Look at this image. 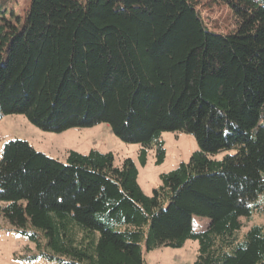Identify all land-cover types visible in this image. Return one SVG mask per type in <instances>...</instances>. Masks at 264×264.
<instances>
[{
  "label": "trees",
  "instance_id": "trees-1",
  "mask_svg": "<svg viewBox=\"0 0 264 264\" xmlns=\"http://www.w3.org/2000/svg\"><path fill=\"white\" fill-rule=\"evenodd\" d=\"M12 1L0 0V120L55 134L105 124L140 146L142 167L151 149L164 162L166 132L198 150L147 196L130 158L60 162L10 140L0 218L57 264H146L187 240L193 264H264V227L241 222L264 196V0H27L8 18ZM214 6L224 32L202 17ZM193 216L207 226L194 231Z\"/></svg>",
  "mask_w": 264,
  "mask_h": 264
},
{
  "label": "rangeland",
  "instance_id": "rangeland-1",
  "mask_svg": "<svg viewBox=\"0 0 264 264\" xmlns=\"http://www.w3.org/2000/svg\"><path fill=\"white\" fill-rule=\"evenodd\" d=\"M26 4L27 0H13L6 16L10 18V12L15 16L22 15ZM200 9L202 17L210 28L216 32L229 29L230 20L224 7L214 6ZM10 140L25 141L36 151L60 162H65L69 151L87 154L92 149L102 153H112L116 165H120L125 158H130L138 170V185L147 196H150L152 190L160 185V174L172 171L181 162H187L192 153L198 150L193 136L181 132H166L161 135L165 150L164 162L156 166L155 152L151 149L148 151L146 164L142 167L137 159L140 146L120 141L105 124L91 128L70 129L55 134L39 130L21 115L5 116L0 120V155L3 145ZM225 154L226 152H222L213 158L218 160ZM241 222L242 231L253 225L264 227V196L258 197L257 207L251 205L249 219L241 218ZM207 224L208 219L206 218L192 217L194 231L203 230ZM197 247V242L192 240H187L178 249L159 247L145 253V261L146 264H193L197 255ZM38 254L39 251L33 243L14 231L0 218V264H57L39 257ZM32 256L35 257L32 258Z\"/></svg>",
  "mask_w": 264,
  "mask_h": 264
}]
</instances>
